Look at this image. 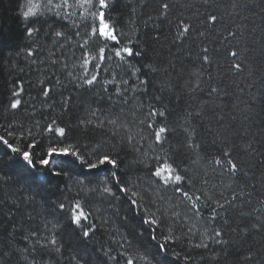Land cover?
<instances>
[{"label": "trees", "instance_id": "obj_1", "mask_svg": "<svg viewBox=\"0 0 264 264\" xmlns=\"http://www.w3.org/2000/svg\"><path fill=\"white\" fill-rule=\"evenodd\" d=\"M80 2L69 0V7L59 10L72 14L66 20H53L51 13L45 12L49 22L37 24L40 33L29 37L26 22L20 15L26 0H0V135L15 146L29 142L37 145L36 149H30L36 162V167L31 168L0 144V264H33V257L39 261L41 255L44 264H75L73 257L76 255L90 264H126L128 260L132 264H156L157 260L161 264H205L206 258L215 254L213 249L221 247L202 236L206 228L209 234L212 228H219L225 218L223 211L216 209L215 202L225 203L233 190L239 192V187L231 180L227 163L222 166L213 163V157L220 158V145L212 143L213 136L207 126L209 123L213 127L218 125L215 121L195 117V106L201 101L213 100V104L206 106L207 114L211 116L213 109L219 112L225 125L236 128L250 125L253 133L261 126L259 113L264 88L257 86L245 97L255 104L251 121L230 106L239 95L232 81L239 83L246 79V76L236 77L228 72L227 64L231 59L228 52L233 45L221 38L228 28L235 29L239 22L237 10L230 6L231 0H216L219 7L212 11L223 19L213 29L210 23H203L205 12L200 4L182 8L172 0L175 6L171 24H162L152 8L145 7L141 0H115L114 3L110 0V8L103 11L107 22L116 29L120 41L117 44L92 35V28L99 27V20L89 12L97 11L98 7L89 9L85 5L81 8ZM245 2L247 8L241 15L247 14L256 21L255 31L248 39L257 51L251 53L249 59L258 63L260 38L264 35L261 31L264 20L260 17L264 13L260 11L261 0ZM197 7L199 16L196 15ZM177 18L189 19L197 24L198 30L207 29L213 37L221 38L211 43L204 41L216 49L211 66L198 67L200 61L195 57L202 45L195 41V36V42H189L191 47L185 46L182 51L171 44ZM156 25H161L163 32L159 43L151 39V34L157 31ZM55 31L65 35L57 37ZM125 47L141 54L128 57L121 52L124 57L121 60L115 52ZM101 49L104 50L103 59L100 58ZM169 56L179 57L176 63L184 66V78L191 71H202L205 82L224 88L229 95L209 97L208 88L204 87L203 91L195 93L196 100L188 95L181 100L175 88L161 91L159 81L163 77L142 65L163 62L167 66ZM135 68L141 71L132 75ZM208 73L214 77L219 74V78L209 82ZM92 76L97 77L93 86L83 83L85 78ZM172 77V84H183V79L176 78L175 73ZM142 79L152 81L147 92L139 85ZM48 89L52 91L45 97L43 91ZM68 96L72 101L70 111L65 112L60 103ZM17 99L21 107L11 108V102ZM163 105H167L171 113L166 121L150 115L153 110H162ZM90 111L96 112L91 117L95 124L81 125L78 129L75 122L78 118L88 119ZM186 111L193 112V123L200 133L196 141L202 144L203 150L181 149L183 135L178 123L183 122L181 117ZM111 120L116 124L109 123ZM99 124L103 127H96ZM49 125L54 129L64 127L66 137L48 132ZM165 125L169 133L167 142L161 146L155 142L153 133ZM9 132L13 135H8ZM48 148L75 149L86 163L70 155L53 154L49 165L44 167L38 160ZM97 153L111 155L119 167L114 169L106 164L89 171L88 164L97 162ZM166 165L181 177L179 182L170 181L165 185L154 175ZM57 171L61 172L59 177L53 175ZM113 173L120 179V187L127 188V194L117 191ZM229 183L233 188L227 187ZM105 186L112 188L115 195L104 193ZM182 192H187L191 199L183 197ZM248 192L252 193L251 197L247 194L240 197L241 202L251 200L243 204L246 212L258 207V201L264 198L259 187L253 190L248 184L245 193ZM77 204L88 216L79 228L68 219ZM193 205L200 210L199 214H193ZM214 209L220 212L216 222L211 221ZM161 210L165 213L163 217ZM227 218L231 227L247 224V218L238 217L233 209H229ZM152 219L157 220L158 227L145 223ZM89 225L95 232L85 241L81 238L82 231ZM169 236L176 242L166 243ZM50 238L57 240L59 253L53 251L49 255L39 249L36 242L47 243ZM202 242L208 243L209 248L195 247ZM158 244H165L168 251L158 255ZM246 248L247 245L243 250ZM23 249L28 251H20ZM232 250L230 246L229 251Z\"/></svg>", "mask_w": 264, "mask_h": 264}, {"label": "snow or ice", "instance_id": "obj_2", "mask_svg": "<svg viewBox=\"0 0 264 264\" xmlns=\"http://www.w3.org/2000/svg\"><path fill=\"white\" fill-rule=\"evenodd\" d=\"M114 2L115 0H112V3ZM141 2L145 7L152 8L153 12L156 14V19L161 20L162 24H171V16L175 6L172 3V0H151L150 3L149 0H141ZM176 3H178L182 8H193L196 7L197 4L204 6L205 19L203 23H210L213 26V29L223 19V17L218 16L214 11H212L214 7H219V5L216 4V0H176ZM85 5H87L89 9L98 7L97 11L89 12L90 16L99 20V27L92 28V35H99L105 40L114 41L119 44L120 41L117 37L116 29L113 25L107 22L105 11H103L110 8V0H81L78 4L81 8H84ZM230 6L234 10H237L236 16L238 17L239 22L236 23L235 29L228 28L226 35H222L221 37L223 40H229L233 45L228 52L231 59L228 61L227 69L229 73L236 77L246 76V79L241 80L239 83H237L236 80L232 81L239 95H236L235 101L232 102L230 106L234 111L242 113L245 120L251 121L252 114L255 112V104H253L250 100L245 99V97L257 86L264 88V35L260 38V47L258 49L260 60L257 63L249 59L251 53L256 52L257 49L253 43L249 42L248 39L255 31L256 21L253 17L247 14L241 15V12L247 8L245 0H231ZM66 7H69V0H60L59 3H55L54 0H40L39 3H34L33 0H26L24 5V9L26 10L22 9L20 15L23 21L26 22L27 35L29 37L37 35L40 33L41 28H37L36 25H43L49 22L48 18L45 17V12L51 13V18L53 20H66L72 14L62 13L59 11L60 9ZM132 10L135 11L136 9L133 8ZM260 11L261 13H264V0H261ZM199 14L200 9L197 7L196 15L199 16ZM151 18L152 17L150 16L149 19ZM260 18L261 20H264V15H261ZM174 27L175 32L171 44L176 46L177 51H182L185 46L191 47L189 42L193 41V37L195 36V41H199L200 45H202L195 57L196 60L200 61L198 67L200 69H204L211 66L214 62L213 52L216 51V49L210 47V43L214 39L221 38L213 37L207 29L198 30L197 24L186 18H177ZM156 29L157 31L151 34V39L154 42L159 43L163 35V32L160 31L161 25H156ZM261 31L264 32V25L261 26ZM55 35L57 37H63L65 33L62 31H55ZM205 40L210 43L204 44ZM103 51L104 50L101 49V59L104 58ZM121 52L126 54L128 57L141 54L139 51H134L132 48L125 47L120 51L115 52V55L120 57L121 60L124 59ZM169 52L171 53V49H169ZM29 55H32V53H29ZM176 59H179V57H176ZM176 59L169 56L167 58V66L161 62L156 65L148 63L142 65V67L147 68L151 73L160 74L163 77V79H160L159 81L160 90L166 91L175 88L180 92L181 100L184 95H188L192 100H196L197 97L195 93L203 91L204 87L208 88L207 95L209 97L215 96L216 98H219L229 95L224 88L220 86H212L210 83L205 82L203 80L202 71H191L189 76L184 78V66L182 64L178 66ZM85 63H88V61H85ZM140 71L141 68H135L132 75H135ZM173 73L176 74V78L183 79V84H172ZM144 75H147V73ZM257 75H259V80H257ZM193 77L195 79H193ZM214 78H219V74H216V77H214L212 73H208L209 82ZM137 79L139 78L137 77ZM96 81L97 77L92 76L91 78H85L83 83L88 86H93ZM124 83L127 84L128 81H124ZM151 84L152 81L148 79L139 80V85L145 92H147L148 87ZM51 91V89L43 91V95L48 97ZM14 95L18 96L19 93H14ZM155 99L159 100L160 97H156ZM71 101V96L65 97L61 100L60 106L63 111H70ZM213 103V100H204L199 102V104L195 106V117H199L202 120L215 121L216 125H218L217 127H213L212 123H209L207 126V131L213 136L212 143L220 145V158L213 157V163L220 166H222L223 163H227L229 176L231 180L237 182L239 192L233 190V194L226 200L225 203H220L219 201L215 202L216 209L222 210L225 218L219 228H212L211 234H209L206 228L202 233V236L206 237L214 245H220L221 247L218 250L213 249L215 254L207 257L205 264H264V198H261L258 201V207H255L251 211L247 212L244 210L243 204L251 203V200L249 199L243 202L240 200V197L245 194L251 197V192L245 193V189L248 184H251L253 190L259 187V189L264 192V99H261L260 102L262 105L259 113L261 126L260 130L256 133L250 131V125L242 126L241 128H236L233 125H225L223 123V115L219 112H215L214 109L213 114L209 116L206 111V106ZM10 106L13 109H19L21 107V102L18 99L14 100L11 102ZM190 107L193 106L190 105ZM95 115V111H90L88 119L78 118V121L75 122L76 127L79 129L81 128V125H84L85 127L88 125H94L95 122L91 119V117ZM150 115L158 116L166 121L171 113L167 105H163L162 110H153L150 112ZM181 119L183 122L178 123V127L183 135V141L180 145L181 149L186 147L193 151L197 149L203 150L202 144L196 141V137L200 135V133L193 123V112L186 111L182 114ZM233 119H236V117L233 116ZM109 123L115 125L116 121L111 120ZM0 127H2V125H0ZM96 127H103V124L96 125ZM46 130L48 132H55V134L60 137H66V129L64 127H56L54 129L51 125H49ZM168 133L169 128L167 125L159 127V129L153 133L155 142L163 146V144L167 142ZM8 135H13V133L9 132ZM0 144L5 145L11 153L16 154L31 168L36 167L34 154L30 151V149L37 148L35 143L29 142L22 146H15L13 143H10L4 135H0ZM257 153L259 155H257ZM53 154L63 156L70 155L75 157L76 160H79L81 163H86V161L83 160L81 155L75 149L69 148H48L46 154L38 160V163L47 167ZM106 164L111 165L114 169L119 167L117 160L111 155L105 154L101 156L97 153V162L88 164V168L89 171H91ZM53 175L59 177L61 172L57 171L53 173ZM112 175L117 191L127 194V188L120 187V179L116 177L115 173ZM154 175L157 178L162 179L165 185H168L170 181L179 182L181 179L180 176L175 175L174 169L167 165L159 170H156ZM240 181H244V183L240 184ZM227 187L231 189L233 188V184L229 183ZM103 192L109 196L115 195L112 188L108 186L103 188ZM181 195L185 198L191 199V197H188L187 192H182ZM132 204L135 205L136 201L133 200ZM60 207L63 208L64 205H60ZM229 209H233L238 217L247 218V224L243 227H241L240 224H237L236 227H231L230 220L227 218ZM199 212L200 210L195 208V205H193V214L197 215ZM164 215V211L161 210V217ZM68 219L70 224L79 228L82 227V220H87L88 216L80 210V206L77 204L75 211L71 212ZM219 219L220 212H217L214 209L213 214L211 215V221L216 222ZM145 223L150 226H159L156 219L146 220ZM53 227L55 228L56 225ZM191 231L192 229L189 228V232ZM94 232L95 229L89 225L87 229L82 231L81 238L87 241ZM32 235H36V233H33ZM152 239L155 240L156 237L153 236ZM250 241H254V243H250ZM168 242L175 243L176 240L172 236H169L166 240V243ZM36 243L39 245V249L43 253L50 255L53 251L56 253L60 252V246L55 238L48 239L47 243L41 244L39 241ZM49 245H51L52 248H49ZM245 245H247V248L246 250H243ZM230 246H233L232 251H229ZM195 247L208 249L209 244L202 242L200 244H196ZM33 250H36L35 246H33ZM20 251L26 252L28 249ZM167 251L168 249L165 247V244H158V255L165 254ZM201 256L203 258L204 254L201 253ZM25 259H27V257H25ZM73 259L75 260V264H81L82 261L83 264H90L89 261L83 260V257L79 255L74 256ZM153 259H155V256ZM33 264H44L43 255L39 257V261H37V258L34 256ZM126 264H132V261H126ZM156 264H161V261L157 260Z\"/></svg>", "mask_w": 264, "mask_h": 264}]
</instances>
